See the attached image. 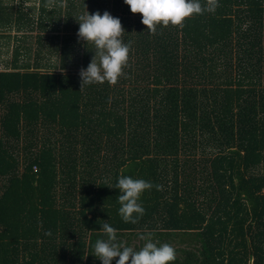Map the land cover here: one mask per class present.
<instances>
[{"label": "trees", "instance_id": "obj_1", "mask_svg": "<svg viewBox=\"0 0 264 264\" xmlns=\"http://www.w3.org/2000/svg\"><path fill=\"white\" fill-rule=\"evenodd\" d=\"M38 1L0 0V31L29 17L53 32L32 63L14 49L0 70V264H100L106 221L134 249L147 232L171 245L169 264H264V0H218L155 32L123 0ZM105 10L128 61L116 83L80 87L71 69L94 46L76 19ZM46 45L58 64H41ZM123 175L153 184L136 223L118 213Z\"/></svg>", "mask_w": 264, "mask_h": 264}, {"label": "clouds", "instance_id": "obj_2", "mask_svg": "<svg viewBox=\"0 0 264 264\" xmlns=\"http://www.w3.org/2000/svg\"><path fill=\"white\" fill-rule=\"evenodd\" d=\"M132 13H140V22L146 26L148 32H155L156 26L169 24L183 27L185 18L202 12H214L218 0H207L201 4V0H123ZM77 38L85 43L91 42L94 46L93 55L86 65L79 70L80 87L82 84L91 83H116L122 75V69L128 61L129 44L123 42L121 34L124 30L118 17L112 16L108 11L89 14L84 12L78 19ZM95 56V58H94ZM58 66V65H57ZM56 66V67H57ZM55 67V68H56ZM119 189L118 201L120 207L118 213L124 222L136 223L144 213V207L139 202L142 192L151 189L153 184L143 178L119 176L115 185ZM159 188V185H156ZM105 234L103 238L96 239L90 244L91 253L100 261V264H111L113 258L115 264H169L175 259L174 248L167 244L159 245L152 242L151 232L139 234V239L144 243L134 249L118 240L117 229L107 221L100 224ZM45 236L51 235L50 230H45Z\"/></svg>", "mask_w": 264, "mask_h": 264}, {"label": "crops", "instance_id": "obj_3", "mask_svg": "<svg viewBox=\"0 0 264 264\" xmlns=\"http://www.w3.org/2000/svg\"><path fill=\"white\" fill-rule=\"evenodd\" d=\"M3 2H4V5L6 4L8 5V7H13L14 10H16L15 8H23L24 12H28L29 11L28 8L31 7V5H29V0H3ZM36 11L38 12V10ZM29 16H31V14H29ZM36 19L37 17L34 16L33 20L35 22H36ZM28 22H29V17L28 18L21 17V18H18V20L15 18H11L10 21H8V28L6 27V29H1L0 31V66L2 68H0V70H4V66H3V64H5L4 62H8L6 60H1V54H2L3 47L7 48L6 51L10 49L11 56H10L9 61H11L12 59V54H13L14 49H17L20 52V54L22 55L21 59L24 58V62H25V59H27V56L29 55V50H30L29 48L32 45V35L34 33H35V36L37 35L35 31L37 29H32V27H28V26H32V25H28ZM47 30H49V28H46L45 30H40L39 34L42 35L44 31H47ZM59 31L60 30H58V32ZM62 34H63V30H61V35ZM56 35H59V34H56ZM46 48L48 49L47 45L45 46V49ZM41 64H44V63L41 62ZM42 67L45 68L44 65H42ZM8 69L10 68L8 67Z\"/></svg>", "mask_w": 264, "mask_h": 264}, {"label": "rangeland", "instance_id": "obj_4", "mask_svg": "<svg viewBox=\"0 0 264 264\" xmlns=\"http://www.w3.org/2000/svg\"><path fill=\"white\" fill-rule=\"evenodd\" d=\"M38 0H29V5H31V6H35V12L37 13V11L36 10H38L37 9V6H38ZM37 14H34V16H36ZM61 27V26H60ZM48 28H51V26H48ZM36 31V33H37V35H40L39 34V31L38 30H35ZM76 32H77V30H74L73 31V33L76 35ZM53 34V32H51V31H49V30H47V31H44V33L42 34L43 36H45V35H52ZM56 34H59V35H61V30L58 32V33H56ZM41 36V35H40ZM77 36V35H76ZM34 38H35V33L32 35V45L30 46V50H29V57H30V59H29V62H33V60H34V58H33V56H34V52H35V50H36V44L34 43ZM5 48V49H4ZM79 48V47H78ZM78 48H77V50H78ZM6 47H3L2 48V54H1V60H6V61H8L9 62V59H10V56H11V54H10V49L9 50H7L6 51ZM79 51V50H78ZM41 55H42V57H43V59L41 60V62H43L44 64H46V63H56V64H58V53H51V52H49V49H44V51H43V54L41 53ZM0 68H2L1 66H0ZM59 70V69H58ZM71 70H73V71H79V69H78V67L76 66V67H74V69L72 68Z\"/></svg>", "mask_w": 264, "mask_h": 264}, {"label": "built area", "instance_id": "obj_5", "mask_svg": "<svg viewBox=\"0 0 264 264\" xmlns=\"http://www.w3.org/2000/svg\"><path fill=\"white\" fill-rule=\"evenodd\" d=\"M34 170H36V168L34 167Z\"/></svg>", "mask_w": 264, "mask_h": 264}]
</instances>
